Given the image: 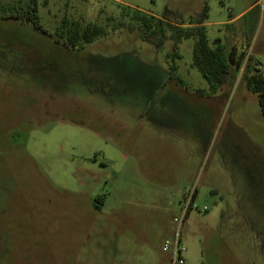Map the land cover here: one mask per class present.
<instances>
[{"label": "rangeland", "instance_id": "obj_1", "mask_svg": "<svg viewBox=\"0 0 264 264\" xmlns=\"http://www.w3.org/2000/svg\"><path fill=\"white\" fill-rule=\"evenodd\" d=\"M205 5L222 87L193 39L157 48L134 19L169 36ZM63 20L104 31L69 47ZM253 77L264 93V0H0V264H172L177 236L185 264H264Z\"/></svg>", "mask_w": 264, "mask_h": 264}, {"label": "trees", "instance_id": "obj_2", "mask_svg": "<svg viewBox=\"0 0 264 264\" xmlns=\"http://www.w3.org/2000/svg\"><path fill=\"white\" fill-rule=\"evenodd\" d=\"M209 7L205 5L201 14L191 22L189 27L184 28L183 24L177 27L168 25L169 36L165 34L162 21L156 20L154 17H137L134 18L142 26V32L148 33L144 36L146 41L152 42L157 48H160L166 41L170 40L177 50V46L183 41L193 39L195 41L193 51V64L209 82L212 87H222L227 78L230 76V61L233 62L234 54L225 55V48L220 43L211 48L208 43V35L204 26L208 19ZM37 17L36 14H34ZM68 23L63 20L60 27V37L66 40L69 47H77L83 44H90L93 40L103 33V29L98 26H87L83 31L78 29H70ZM159 34V39L153 41L150 36ZM176 57H179L176 55ZM175 72V68L172 69ZM254 92L259 95V103L264 113V93L262 91L261 80L255 77L248 80Z\"/></svg>", "mask_w": 264, "mask_h": 264}, {"label": "built area", "instance_id": "obj_3", "mask_svg": "<svg viewBox=\"0 0 264 264\" xmlns=\"http://www.w3.org/2000/svg\"><path fill=\"white\" fill-rule=\"evenodd\" d=\"M166 248L171 247L172 250V264H185L183 253L185 252L184 247L181 244L180 237L177 236L173 243L166 242Z\"/></svg>", "mask_w": 264, "mask_h": 264}]
</instances>
